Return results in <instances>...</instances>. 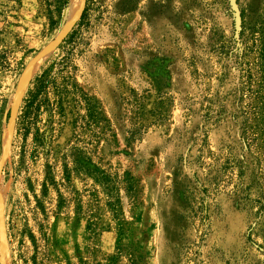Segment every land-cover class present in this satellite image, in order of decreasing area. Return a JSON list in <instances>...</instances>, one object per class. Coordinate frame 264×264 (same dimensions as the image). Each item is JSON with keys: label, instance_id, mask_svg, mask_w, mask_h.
Masks as SVG:
<instances>
[{"label": "rangeland", "instance_id": "1", "mask_svg": "<svg viewBox=\"0 0 264 264\" xmlns=\"http://www.w3.org/2000/svg\"><path fill=\"white\" fill-rule=\"evenodd\" d=\"M73 1L0 0V264H264V0ZM41 76L79 94L35 158Z\"/></svg>", "mask_w": 264, "mask_h": 264}, {"label": "trees", "instance_id": "2", "mask_svg": "<svg viewBox=\"0 0 264 264\" xmlns=\"http://www.w3.org/2000/svg\"><path fill=\"white\" fill-rule=\"evenodd\" d=\"M57 1L58 3H62L63 6H67L70 0ZM87 3L88 0H86V7L76 27L80 26L85 19ZM75 32L76 28L66 37L61 46L71 41ZM64 60H66V63L59 68V73L61 74L69 71L67 62L69 59L64 57L60 63H63ZM77 94H79L77 83L69 76L64 77L62 84L58 83L55 77L41 76L37 78V84L34 90L28 93L23 101L15 126L16 135L22 136L24 140L32 136L35 142L32 155L35 158L41 152L45 156L51 155V139L55 136L58 125L61 127L63 119L66 118L67 108L73 107L72 101H76ZM45 117L47 119L44 123L42 121ZM47 167L51 168L49 165ZM47 170L51 171L50 169ZM48 174L50 173L48 172ZM49 182L52 183L51 185H55L54 178L50 175L47 177L44 185L46 186Z\"/></svg>", "mask_w": 264, "mask_h": 264}, {"label": "bare ground", "instance_id": "3", "mask_svg": "<svg viewBox=\"0 0 264 264\" xmlns=\"http://www.w3.org/2000/svg\"><path fill=\"white\" fill-rule=\"evenodd\" d=\"M78 13H79V6L77 5V0H74L71 6V14H72L71 17L74 18L75 16L78 15Z\"/></svg>", "mask_w": 264, "mask_h": 264}, {"label": "water", "instance_id": "4", "mask_svg": "<svg viewBox=\"0 0 264 264\" xmlns=\"http://www.w3.org/2000/svg\"><path fill=\"white\" fill-rule=\"evenodd\" d=\"M84 5H85V3H84ZM84 11V10H83ZM83 13V12H82ZM82 15V14H81ZM80 15V16H81ZM81 18V17H80ZM74 27V26H73ZM73 27L69 30V31H67L63 36H62V38H61V42H63L65 39H66V37L70 34V32H71V30L73 29ZM14 122V126H13V129L15 130V126H16V119L13 121Z\"/></svg>", "mask_w": 264, "mask_h": 264}]
</instances>
